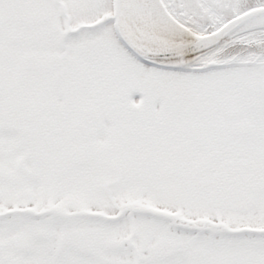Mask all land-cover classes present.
I'll return each instance as SVG.
<instances>
[{"label": "snow or ice", "instance_id": "1", "mask_svg": "<svg viewBox=\"0 0 264 264\" xmlns=\"http://www.w3.org/2000/svg\"><path fill=\"white\" fill-rule=\"evenodd\" d=\"M0 264H264V0H0Z\"/></svg>", "mask_w": 264, "mask_h": 264}]
</instances>
